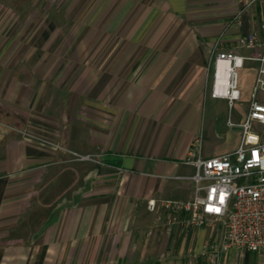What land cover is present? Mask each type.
Returning <instances> with one entry per match:
<instances>
[{"label":"crops","instance_id":"1","mask_svg":"<svg viewBox=\"0 0 264 264\" xmlns=\"http://www.w3.org/2000/svg\"><path fill=\"white\" fill-rule=\"evenodd\" d=\"M262 24L264 0H0V264H215L219 230L160 201L193 197L217 54Z\"/></svg>","mask_w":264,"mask_h":264},{"label":"built area","instance_id":"2","mask_svg":"<svg viewBox=\"0 0 264 264\" xmlns=\"http://www.w3.org/2000/svg\"><path fill=\"white\" fill-rule=\"evenodd\" d=\"M238 23L240 21L236 19ZM238 46L251 51L244 56L235 51L217 54L216 61L226 62L227 90H219L220 69L215 73L212 95L229 101L232 107L241 98L238 69L246 60L260 63L258 83L264 91V24L238 39ZM251 102L246 119L241 123L229 120L230 126L241 130L238 147L232 153L205 157L202 155L204 134L194 139L190 162L195 172L189 178L195 184L193 197L188 200L162 199L160 205L169 214V223L188 228L216 227L218 241H209L204 253L211 263L230 249L264 253V104L256 98ZM37 143L56 151L63 145L53 139L34 136ZM72 160L97 161L94 154H81L66 150ZM197 153V154H196ZM148 207L155 210L157 201L149 200Z\"/></svg>","mask_w":264,"mask_h":264},{"label":"rangeland","instance_id":"3","mask_svg":"<svg viewBox=\"0 0 264 264\" xmlns=\"http://www.w3.org/2000/svg\"><path fill=\"white\" fill-rule=\"evenodd\" d=\"M100 35H97L99 37ZM110 34L104 33L101 40L105 41L106 46L110 41ZM95 43V42H93ZM108 47L105 50L98 52L100 56L107 53ZM88 52V51H87ZM91 52H94L93 50ZM98 55V56H99ZM92 56V55H91ZM259 62L246 61L243 67L238 69V83L241 92L240 100H237L231 107L229 101L225 98H211L207 97L203 109V132H204V145L203 151L206 157L217 155H224L232 153L236 150L241 139V130L238 127L230 126L229 120L234 123L243 122L250 110V105L254 99L255 89L257 87L256 98L259 102L264 104V91L258 83L259 78ZM264 80V75L261 76ZM70 165L76 169L79 163H87L89 161H76L72 160L70 156ZM56 176V173L54 174ZM55 180L48 183L49 186L54 185ZM64 187H72L76 184V179H67L63 182ZM60 183H58L59 185ZM54 189V188H53ZM57 191V189H56ZM49 195V193L47 194ZM43 200L46 193L42 194ZM61 195L58 192L52 194L54 201ZM260 254V253H258ZM253 257V256H252ZM258 262V259L256 260ZM220 264H259L252 262V258H248L243 250H229L225 253L224 258Z\"/></svg>","mask_w":264,"mask_h":264},{"label":"bare ground","instance_id":"4","mask_svg":"<svg viewBox=\"0 0 264 264\" xmlns=\"http://www.w3.org/2000/svg\"><path fill=\"white\" fill-rule=\"evenodd\" d=\"M227 63L221 62L220 64V79H219V90L222 92L227 90L228 76H227ZM219 67V66H218Z\"/></svg>","mask_w":264,"mask_h":264}]
</instances>
